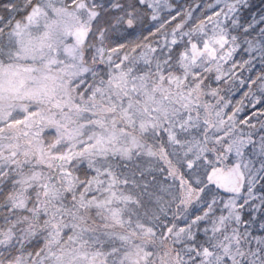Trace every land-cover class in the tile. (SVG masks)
Masks as SVG:
<instances>
[{"label":"snow or ice","instance_id":"6c2138e0","mask_svg":"<svg viewBox=\"0 0 264 264\" xmlns=\"http://www.w3.org/2000/svg\"><path fill=\"white\" fill-rule=\"evenodd\" d=\"M238 4L240 0H227L213 11L228 9L221 27L226 23L230 29L226 39L237 53L264 63V16L242 21L234 14ZM100 19L95 0H0V198L11 197L15 191L9 203L0 205V211L7 213L0 215V264H227L230 258L221 262L220 249L211 239L212 220L231 210V193L210 179L216 170H238L250 181L242 191L251 190L252 199L237 201L240 219L245 224L258 221L256 231L249 226L254 239L248 248L259 251L251 260L240 256L232 264H264V241L257 239L264 236V192L256 195V188L264 187V74L244 82L241 90L250 89L253 96L245 97L247 104L232 123L211 133L212 151L198 158L203 164L201 174L194 181L182 177L199 193V213H207L193 237L200 243L188 250L177 248L179 241L172 239L182 203L170 205L163 226L156 225L160 217L154 197L166 175L161 181L145 180L135 204L126 209L113 204L114 198L118 200L117 184L121 179L128 181L125 170L110 156L92 167L81 165L77 177L83 179L75 190L41 196L38 186L30 184L25 193L20 177L29 170L28 149L21 129L10 125L44 106L66 107V81L68 92L75 88L77 104L87 101L95 88L107 86V75L98 77L90 58H80L81 48L94 35L89 21L95 24ZM201 131L207 139L206 124ZM90 146L82 143L81 151ZM191 167L194 170L196 163ZM41 183L63 187L55 175ZM25 194L21 203L19 197ZM244 207L248 219L243 216Z\"/></svg>","mask_w":264,"mask_h":264},{"label":"trees","instance_id":"16d2710c","mask_svg":"<svg viewBox=\"0 0 264 264\" xmlns=\"http://www.w3.org/2000/svg\"><path fill=\"white\" fill-rule=\"evenodd\" d=\"M165 1L166 8L158 11L146 0H95L102 18L95 24L90 22L94 26V35L86 44L84 55L91 62H96L98 77L107 75L108 79L104 81L107 86L95 88L87 101L77 104L75 100L79 97L75 88L68 92L69 82L66 81L63 85L66 107L52 104L41 108L40 113L48 117L41 135L42 151L64 154L60 162L56 158L45 160L46 166L34 158L29 160L33 166H29L22 177L34 179L32 170H35L42 177L39 180L46 181L55 175L63 186L57 188L51 183H42L37 188L41 196L54 197L57 192L75 190L79 180L83 179L77 177L81 165L92 167L97 160L110 156L125 170L128 181L125 184L121 179L117 184L118 200L114 198L113 204L118 203L126 209L135 204L136 193L145 180L152 181V177L156 181L163 179V172H159L150 159L153 151L157 154L164 152L170 169L182 181L189 182L182 178L185 175L194 180L197 171L191 165L196 163L199 166L198 158L212 151L211 133L232 123L238 111L246 106L245 97L253 96L250 89H241L250 77L264 74V63L259 59H248L243 52L237 53L232 41L226 39L230 29L226 23L221 27V23L225 21L228 9L216 12L213 8L227 0ZM236 7L234 14L245 22L253 16H264V0H240ZM113 21V30L102 36L97 47L101 53L94 51L97 33L102 27L106 30L111 28ZM127 21L130 27L126 26ZM180 32L182 36L176 37ZM207 48L215 49L214 59L203 55L193 59L194 54L200 52L195 50ZM139 120L145 123L138 126ZM205 124L207 139L201 131ZM126 135L133 136L132 139L140 142V146H132L133 142L128 141ZM82 143L91 146L81 151ZM159 166L163 168L161 171L170 167L166 162ZM231 173L240 175L238 170H216L210 179L215 182ZM89 179L95 181L96 178ZM161 185L169 184L164 181ZM261 192H264V187H257L256 195ZM7 198H0V205L9 203ZM245 198L251 200L252 193L251 196L247 193ZM194 202L196 204L187 206L180 220L173 223L172 239L179 241L177 248L188 250L197 242L193 237L200 231L196 218L202 216L199 213L202 201ZM240 211L237 203L225 215H217L212 220L211 239L220 251L225 244L223 236L233 235L237 241L245 240L242 250L247 255L250 253L251 260L259 250H249L248 242L254 238L248 229L250 226L252 231H256L258 221L256 224H251V220L248 224L243 223ZM242 211L244 218L248 219V208L244 207ZM0 215L7 213L0 211ZM21 218L17 216V220ZM182 219L187 220L185 225L188 227H177ZM217 224H228L232 228L222 229L220 226L218 229L221 230L217 231ZM257 239L264 241L262 236Z\"/></svg>","mask_w":264,"mask_h":264},{"label":"rangeland","instance_id":"374dc122","mask_svg":"<svg viewBox=\"0 0 264 264\" xmlns=\"http://www.w3.org/2000/svg\"><path fill=\"white\" fill-rule=\"evenodd\" d=\"M146 1L149 3V5L154 10L157 9L159 11V10H164L166 8V1L165 0H146ZM101 18H102V16H101ZM90 22L91 21H89V26L91 27L92 31L94 32V26H91ZM114 23H115V21H113V23H112L113 26L111 28L106 30L104 27H102L101 30L97 33V36H98V38L96 39V43H97L96 45L97 46L94 47V51L97 50V52L101 53V50L98 51L99 48H97L98 45H99V42L102 40V36L108 35V33L111 30H113ZM126 26H128V27L131 26L129 21L126 22ZM104 31H105V33H104ZM217 35H220V32ZM181 36H182V32L177 33V35H176V37H181ZM217 40L220 41L221 38L218 37ZM90 44H92V43H90ZM85 48H86V45H84L81 48V53H82V55L80 57L81 60L83 59V55L85 54V50H86ZM206 50L207 51L203 54V57H206V58L208 57L209 59H214L215 58L214 56H216V52L214 53L215 49L207 48ZM195 51L198 52V51H201V50H195ZM192 55H193V52H192V54H190V59L192 58ZM199 56H200L199 53L197 55L194 54L193 59L195 60ZM91 64H92V66H96V62L95 61H92ZM40 112H42V109L29 114L25 120L15 122L12 125H10V127L21 129V133L25 137L24 143H25V145H26V147L28 149V160H31L32 158H34V160H37V161H39V163H42L43 165L46 166L45 160L50 161V160H53V159L56 158L55 160L60 162L62 160L61 158H63L64 154L61 153V155L60 154L57 155V154H52L51 152H43L42 151V148H43L44 144H42L41 135L45 131L46 127H45L44 122L48 121V117L47 116L46 117L43 116ZM39 120L41 121L40 123L38 122ZM33 122H35V123H33ZM143 122L145 123V121H140L139 120L137 122L138 126L143 125ZM127 137H128V141L133 142L131 144L132 146H137V147L140 146V142H137L135 139H132L133 136H127ZM124 138L126 139V137H124ZM107 139L112 140L111 138H107ZM171 140H173V139L171 138ZM53 155L58 156V158L53 156ZM150 159L157 166V170L159 172H163V175H161V176L164 178L165 175H166V180L165 181H168V184H169V185H166L167 187L166 186L164 187V186L160 185V189L161 190L155 196L156 201L154 199V202L157 203V207H158V211H159V217H160V219L156 222V225H157V227H162L163 226L162 221L165 219V212L169 209L170 205H172V204L176 203L177 201H179L180 203H182L183 210H184L190 204L191 205H195L196 203L194 201H196L198 203L197 196L199 195V193L194 191V190H192L190 188L189 182L187 180L182 181L180 178H178V176L173 171V169H170L171 168L170 163L167 160L166 155L164 154L163 151H161V154H157L155 151L150 152ZM193 161H195V159ZM164 162H166L167 165H169L170 167H168L166 171L165 170L161 171V169H163V168H161L159 166V164L163 165ZM32 163L33 162H29V166H33ZM198 164H199V166L196 165V168L194 169L195 171H197L196 175L193 178L194 180H195V177L197 175L201 174L202 169H203V164L202 163L201 164L198 163ZM145 166H146V164L144 165V167ZM32 171H34V173H35L34 179L31 180L29 178V180H28V176L22 177L23 174L20 177L21 184L25 186V188H24L25 193L27 191V187L26 186L28 184L29 185L30 184H36L38 186L37 188L42 186V183H41L42 182L41 181L42 177H39L40 174L35 172V170H32ZM239 176H240V183L238 182L239 189L235 193H231V198H230L231 209L236 206L237 201L240 200V198L241 199L245 198L247 193H248L249 196H251V190H246L245 193L242 191V188L244 187V184L246 185V184L250 183V181L245 179V175L244 174L240 173ZM222 177L223 178L217 179V181L220 180V181H218L219 184H220V182L222 183V181L225 180V177L224 176H222ZM210 178H211V176H210ZM39 179H41V180H39ZM45 184L48 185V183H45ZM231 185H233V184H230V186ZM168 193H172V195L169 196ZM119 196L121 198H124V197H122V194H120ZM13 197H15V191H13L11 197L7 198L8 199L7 202H10V200ZM26 198H27L26 194L24 196H22V197H19L21 203ZM121 203H122V201H121ZM18 207H20L19 204L17 205V208ZM172 211L175 212V209L173 208ZM182 214H183V211L180 213V217L182 216ZM206 216H207V213L203 214L202 216L197 217L196 218L197 219V221H196L197 225H198V222L200 220L205 219ZM182 221H184V219H182ZM251 224H256V223L251 222ZM217 225H218L217 226V231L221 230V229H218V228H220V226H222V229H227V226H230L228 224H225V225L224 224L223 225L217 224ZM185 226H187V225H185ZM230 227L232 228V226H230ZM263 237L264 236H262V238ZM223 240H224L225 244H223V247L221 246L222 249H221V251H219L218 257H217L221 262H224L226 257L230 258V260L227 262V264H232L233 261H239L240 256H246V258L249 259L250 253H248L249 255H247V254H245L246 252L242 250V249H244V241L245 240H241L240 239V240L237 241L233 235L223 236ZM185 242H188V241H185ZM198 243H200L199 240H197L196 244H198Z\"/></svg>","mask_w":264,"mask_h":264},{"label":"flooded vegetation","instance_id":"af4514ba","mask_svg":"<svg viewBox=\"0 0 264 264\" xmlns=\"http://www.w3.org/2000/svg\"><path fill=\"white\" fill-rule=\"evenodd\" d=\"M206 51H207L206 49H203L202 51H200L199 52L200 56H202ZM218 181H220V180H218ZM218 181L217 180L215 181L216 184L219 185L221 188L228 190L230 193H235L239 189V184L238 185L233 184L230 186V184L226 185L225 181H222V183L220 182V184ZM239 183H240V176H239Z\"/></svg>","mask_w":264,"mask_h":264},{"label":"water","instance_id":"95a60500","mask_svg":"<svg viewBox=\"0 0 264 264\" xmlns=\"http://www.w3.org/2000/svg\"><path fill=\"white\" fill-rule=\"evenodd\" d=\"M238 179L235 173H231L227 176H225V184L229 185V184H234L237 185L238 184Z\"/></svg>","mask_w":264,"mask_h":264}]
</instances>
